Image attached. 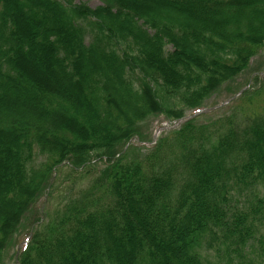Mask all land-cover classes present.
Wrapping results in <instances>:
<instances>
[{
	"label": "trees",
	"instance_id": "1",
	"mask_svg": "<svg viewBox=\"0 0 264 264\" xmlns=\"http://www.w3.org/2000/svg\"><path fill=\"white\" fill-rule=\"evenodd\" d=\"M263 47L264 0H0V264L28 218L16 264H208L204 239L259 264L264 109L220 131L189 119L140 160L129 142L152 115L200 109ZM56 173L92 182L39 212Z\"/></svg>",
	"mask_w": 264,
	"mask_h": 264
},
{
	"label": "rangeland",
	"instance_id": "2",
	"mask_svg": "<svg viewBox=\"0 0 264 264\" xmlns=\"http://www.w3.org/2000/svg\"><path fill=\"white\" fill-rule=\"evenodd\" d=\"M76 2H86L92 8L102 4V0H76ZM256 77H258L257 81L255 79ZM259 86L261 89L258 91ZM230 98L231 100H229L228 103L197 115L195 117L196 122L199 125L201 123L212 124L217 122L218 124L214 130L220 131L218 127L221 124V120L226 117H231L234 122L242 128L249 116L261 112L264 109V47L258 54L251 58L248 67L245 68L242 73L221 85V87H219L210 98L205 100L201 108H210L220 105L222 102H225ZM195 111L196 110L187 109L185 110L184 116L192 115ZM177 121L178 120L167 118L164 114L152 115L143 121L141 123L143 138L136 137L129 142L130 146L134 145L129 158L136 160L144 158L150 152L149 150L154 147L155 142L161 137L170 140L173 133L184 123L181 122L176 125ZM164 125L167 126L166 129L157 133V130ZM36 151L38 154V148H36ZM41 161L42 156L36 155L34 163L39 164ZM97 163L100 165L104 164V162H100V160H98ZM80 181L81 177L79 176L66 177L56 173L50 180L47 190L54 189L58 192L62 191V193H60L56 199L50 201L46 190L47 193L45 192L38 200L36 205L37 210L46 213L47 209L50 208L48 211L52 212L54 206H60L63 203L62 198L65 196V191L76 193L81 187L84 188L92 182L90 178L86 179L84 183H80ZM36 222L37 220H32L30 218L23 221L20 230L7 248V264L17 263V253H19L21 247L27 241L30 233L38 228ZM256 249L260 251V246L258 244H256ZM196 250L200 253L201 257L208 262V264H232L227 261L226 258L223 259L222 255L217 254L214 249L209 248L205 239L201 245H197ZM247 254H250V256L252 255L259 264H264V259L259 258L256 254H251L249 248H247Z\"/></svg>",
	"mask_w": 264,
	"mask_h": 264
},
{
	"label": "water",
	"instance_id": "3",
	"mask_svg": "<svg viewBox=\"0 0 264 264\" xmlns=\"http://www.w3.org/2000/svg\"><path fill=\"white\" fill-rule=\"evenodd\" d=\"M241 92H242V91H241ZM241 92H240V93H241ZM229 100H231V98L228 99V100L225 101V102H222L220 105H217V106H214V107H210V108H202V109L197 110V111H196L195 113H193L192 115H187V116L181 117V118L177 121L176 125L180 124L181 122H185V121H187V120H189V119H191V118H193V117L199 115V114L202 113V112H208V111H210V110H212V109H214V108H217V107H219V106H222V105L228 103ZM166 127H167L166 125L161 126V127L157 130V133L160 132L161 130H165ZM157 133H156V134H157Z\"/></svg>",
	"mask_w": 264,
	"mask_h": 264
}]
</instances>
